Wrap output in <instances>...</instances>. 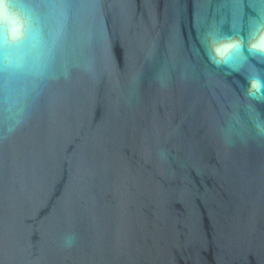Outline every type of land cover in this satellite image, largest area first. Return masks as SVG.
I'll return each instance as SVG.
<instances>
[{
	"label": "water",
	"instance_id": "obj_1",
	"mask_svg": "<svg viewBox=\"0 0 264 264\" xmlns=\"http://www.w3.org/2000/svg\"><path fill=\"white\" fill-rule=\"evenodd\" d=\"M68 2L53 77L0 126V264H264V56L208 43L256 0Z\"/></svg>",
	"mask_w": 264,
	"mask_h": 264
},
{
	"label": "clouds",
	"instance_id": "obj_2",
	"mask_svg": "<svg viewBox=\"0 0 264 264\" xmlns=\"http://www.w3.org/2000/svg\"><path fill=\"white\" fill-rule=\"evenodd\" d=\"M256 3V15L243 35H220L210 28L208 43L218 58L215 62L245 51L264 56V0ZM73 7L68 0H0V126L5 133L25 122L33 102L53 77ZM250 84L259 89L261 81L252 79Z\"/></svg>",
	"mask_w": 264,
	"mask_h": 264
}]
</instances>
